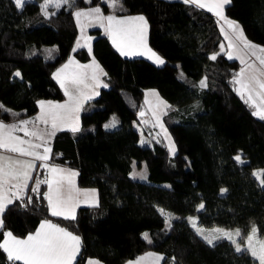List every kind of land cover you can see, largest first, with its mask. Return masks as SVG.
Masks as SVG:
<instances>
[{
  "label": "trees",
  "instance_id": "16d2710c",
  "mask_svg": "<svg viewBox=\"0 0 264 264\" xmlns=\"http://www.w3.org/2000/svg\"><path fill=\"white\" fill-rule=\"evenodd\" d=\"M39 1L27 0L18 9L13 0H0L1 121L35 114L39 99L65 98L53 71L76 39L74 12L93 6L108 11L101 0H75L72 7H50L45 15ZM120 2L116 14L144 15L147 44L164 63L121 55L101 28H92L91 54L106 73L101 78L107 87L83 103L78 131H55L47 157L76 169V184L95 187L98 203L78 206L74 219L52 216L46 184L36 191L29 186L1 213L0 240L4 230L23 237L47 219L80 237L73 264L88 258L123 264L147 250L160 252L161 264H256L226 238L208 244L186 219L195 216L203 227L237 228L240 238L252 227L264 234V119L237 93L238 60L225 52L210 59L222 41L216 17L183 0ZM224 14L239 23L250 42L264 47V0H229ZM73 54L81 61L91 56L84 47ZM202 77L206 87H200ZM147 88L170 104L162 121L175 144L172 154L162 142L142 144L132 125L139 123ZM112 115L117 127L106 129ZM132 160L144 161L146 180L130 176ZM255 169H261L260 179ZM161 208L178 216L168 228ZM144 230L150 241L142 237ZM0 264L22 263L0 249Z\"/></svg>",
  "mask_w": 264,
  "mask_h": 264
},
{
  "label": "snow or ice",
  "instance_id": "6c2138e0",
  "mask_svg": "<svg viewBox=\"0 0 264 264\" xmlns=\"http://www.w3.org/2000/svg\"><path fill=\"white\" fill-rule=\"evenodd\" d=\"M16 7L21 9L26 3L27 0H13ZM185 3L197 4L200 7L204 5L200 3V0H184ZM118 3V0H112V7L115 8ZM217 6L222 4H228L229 0H216ZM75 4V0H44V3L41 4V10L45 15H48L47 8L51 5L56 9L61 8L62 6L72 7ZM90 13H95L99 15L101 13V9L99 7L93 8L90 10ZM55 15L56 13H51ZM84 10L74 12V16L79 18L82 15H88ZM219 14V13H217ZM106 19L108 23V28L106 31L108 32L110 38L113 40V43L117 46L118 50L121 51V55H128V52L124 51L125 47L129 48H146L145 43V32L147 21L143 16L137 17H124L121 19H117L116 17L109 15L107 17H103ZM116 20L117 26L113 27L112 22ZM124 20L128 21H139L140 23L135 25L123 26ZM230 27L233 28L234 33L238 29V25L235 21H228ZM236 40H243L244 47L247 49H256L259 46L252 44L250 41H247L243 38L242 32L238 35H235ZM151 51L150 49H147ZM51 53V50H46ZM260 51L264 52V48L260 49ZM134 55H142L143 52L135 51ZM217 54H213L210 59L215 60ZM152 56L156 57V60L159 63H164V61L156 55V53H152ZM233 57L229 55V59ZM243 63V61H241ZM260 63L264 65V56L260 57ZM64 67H67L65 65ZM87 67H92L93 71L91 74V79L96 81V86H101L102 82L99 80L98 73L106 75L103 73V70L100 66L93 61L92 65H87ZM62 69H58L57 73H59ZM245 69H241L240 73L235 74L234 80L236 84L240 85L238 91L243 96L245 92L248 93L249 100L252 99V92L259 88L260 90H264V79L259 78L255 73H252L248 76L247 80L243 79V73ZM16 77H20L21 73L17 71L14 74ZM54 78L56 77V73L53 74ZM264 75V74H262ZM88 78L86 73H75L68 77L69 83L72 85L79 86L84 84V81ZM207 77L200 81V87H206ZM61 87H63V83H61ZM103 87H107L106 84H103ZM65 95L69 97L68 102L64 104L54 103L52 101H39L38 103L42 108V115L37 117L42 123L45 125L51 124V128L53 131L49 133V135H54L55 130H57L60 125L67 124L73 120L77 113L81 111L84 100H90L92 97H84L81 92L79 95H73L65 90ZM98 95V93H97ZM47 103L48 107L44 108L43 106ZM2 107V106H0ZM18 115V114H13ZM253 115H259L260 119H264V110L258 109L253 112ZM21 124L30 123L27 120H21ZM118 120L115 116L112 117L110 123L105 124L104 127L106 129L117 127ZM16 128V125L6 126L0 121V149H8L11 152H18L23 156H33L36 159H47L48 148H44V156H41L39 152L35 151L41 147L40 144H32L28 142V148L16 147L12 146L16 141H19L21 144L25 143L23 140H20L19 137L12 135V130ZM7 129V130H6ZM79 129L76 127H72L71 131L76 132ZM32 136H36L37 138H42L40 134L37 132H32ZM4 157H0V161H2ZM234 159L243 163L241 156L237 155ZM15 166H19L20 168H31L33 165L27 161L16 160L14 162ZM13 165H9L7 171L5 170V166L0 163V213L4 211L5 203H4V181L5 177H13L16 178L18 175L17 167ZM23 175L27 177V173L24 172ZM74 175V173H72ZM255 176L256 173H253ZM67 186V191L65 188ZM39 185L33 188V191L38 189ZM51 189V185H49ZM225 189H222L221 192H225ZM45 198L49 200V204L52 208L51 215L52 216H60L62 213H67L64 215L65 219H74L75 217L72 215V196H71V177L70 176H62L57 179L56 187L53 190V194L51 196L48 193L44 194ZM31 197H29V201ZM11 202V201H9ZM204 205L201 204L200 208H203ZM163 213V210H161ZM174 218V217H172ZM192 218L190 217L189 220ZM167 223V222H166ZM3 226V220L0 219V227ZM195 226V225H194ZM202 230L198 229V232ZM216 232L220 233V236H216L213 238H209L208 236H204V239L208 244L213 245L214 239L227 238L231 239V234L222 229H216ZM256 228L253 227L251 233L247 236L248 247L242 248L240 244L243 242V239L239 242L232 241L236 244V251L238 253L248 252L250 251L251 255L259 261V264H264V241H261L259 244V248L252 247V241L254 239ZM236 235L240 236V230H236ZM6 237H10L11 241L5 240L4 243H0V249H3L4 252L7 253V257L9 260L14 261H23V264H71L73 259L76 257L80 239L77 236H74L71 232H68L66 229L61 228L59 225L52 223L50 220L42 221L40 228L37 229L35 233H29L26 238H18L15 237L11 232L5 233ZM145 238H148V234H145ZM214 246V245H213ZM99 264V262H97Z\"/></svg>",
  "mask_w": 264,
  "mask_h": 264
},
{
  "label": "crops",
  "instance_id": "0c3cea01",
  "mask_svg": "<svg viewBox=\"0 0 264 264\" xmlns=\"http://www.w3.org/2000/svg\"><path fill=\"white\" fill-rule=\"evenodd\" d=\"M200 3L204 5L202 8L209 11L210 13H212L216 17L217 23L219 26V30H220L221 35H222V41L225 38V33H228L229 38L232 40V42L236 43L237 41L235 39V36L230 35L233 28L230 27L228 24V21H234V20L227 17L224 14V6L226 4H222V5L217 6L216 0H200ZM195 5H197V4H195ZM85 9H83V10H85ZM217 13H219V14H217ZM123 16L129 17L130 15H123ZM75 20H76V18H75ZM222 23H223V25H222ZM76 24H77V21H76ZM77 28H78V33H77L75 41L77 40V38H79L78 24H77ZM101 31L112 42V40H111L110 36L107 34V32H104V30L102 28H101ZM237 32H239V31H237ZM244 39L249 41L246 37ZM90 43H91V41H89V45L91 47ZM79 48H81V47H79ZM220 52H226V46H223L221 43L219 45L218 51L210 54V56H212L213 54L220 53ZM68 57L61 65L57 66L55 68V70L53 71V74L54 73L57 74L55 77V80L57 81V83L60 86H61V83H63L62 89L64 90V93H65V90L67 89V91L72 93L74 96L79 95L82 92L84 97H88L90 95H93L95 92H98L99 89L103 87V84H105L101 78L102 74L98 73L99 80L102 82V84H101V86H96V81L91 79V74L93 71L92 67H87V68L85 67L87 65H92L93 61H95L97 63V61L94 59V57L91 55L85 61L78 60L74 56V54H73L74 59H68ZM65 65H67V67H64ZM58 69H62V70L59 73H57ZM181 70H182V73H186L184 66L181 67ZM75 73H86L87 74L88 78L84 81V84L76 86V85H72L71 83H69L68 77L71 76L72 74H75ZM53 77H54V75H53ZM238 87H239V84H236L237 93L239 94V96L241 98H243L244 96H242L239 93ZM104 88H106V87H104ZM255 96L256 97L252 98V100L254 102V103H252V105L254 106V111H257L258 109L263 110V106H262L263 102H261V96H259V95L258 96L255 95ZM254 99H256V103H255ZM68 100H69V97L67 95H65V98L62 100L39 99L38 102L39 101H45V102L52 101L54 103L64 104V103L68 102ZM85 101H87V99L84 100L83 103ZM38 102H37L38 110L35 114L27 116L25 118L18 119V120L2 121V122L6 126L16 125V128L14 130H12V135L19 137L20 140H23L25 142V143L21 144L19 141H16L14 144H11L10 147L16 146V147L28 148V142H31L32 144H40L41 147L34 149V150L39 152L41 156H44L45 155L44 148L46 147V148L50 149L53 135H49V133H51L53 131V129L51 128L50 123L45 125L39 119H37V117L42 115V108ZM43 107L47 108L48 107L47 103ZM79 113H77L76 116L73 118V120L70 121L69 123L60 125V127L57 130L65 129V128L71 130L72 127L78 128L76 125V117H79ZM21 120H27L30 123H28L26 125L21 124L20 123ZM71 125H73V126H71ZM32 132H37L38 134H40L42 136V138H37L36 136H32L31 135ZM46 155L48 157V152ZM0 157H4V159L2 161H0V163H2L5 166L6 171L9 167V165L15 166L14 162L16 160L27 161L33 165L31 168H20L19 166H15V167H17V171H18L17 177L16 178H13L11 176L5 177L4 192H3L5 205L8 204L9 201H12L15 198H19V197L23 196L29 186L31 189L35 188V184H36L35 177L37 175H39V177H38L39 179H40V177L45 179V182H44L46 184L45 193H48L49 196H51L53 194V190L56 187V181L58 178H60L62 176H70L71 177V196H72V215L73 216H74L76 208L78 206L87 205V204H83L84 203L83 201L90 191H86L87 187H80L76 184V177H77V170L76 169L71 168V167H67L64 165L50 163L47 161V159H36L33 156H23L18 152L8 151V149H6V148L0 149ZM38 168L40 170H42V174H37ZM24 172L27 173V177H25L23 175ZM72 173H74V175H72ZM49 179H52L54 181V183L49 182ZM49 185H51V189H50ZM65 191H67V186L65 188ZM46 200H47V205H48L49 210L52 211V208L49 204V200L48 199H46ZM64 215H67V213H62V215H60V216L64 217ZM0 219H1V213H0ZM44 220H47V219L41 220L38 223L36 229L30 233H35L37 231V229L40 228V225H41L42 221H44ZM52 223H54V222H52ZM54 224H56V223H54ZM61 228H63V227H61ZM252 228L250 229V231L248 232V234L246 236H248L251 233ZM226 230H232V229H226ZM6 232H11V231L4 230L3 236L0 240V243H4L5 240H8L9 242L11 241L10 237L5 236ZM68 232H70V231H68ZM28 234H26L23 237H19V236H15V235L14 236L23 239V238H26ZM73 235L77 236L76 234H73ZM77 237H79V236H77ZM79 239H80V237H79ZM228 240L232 241L231 239H228ZM244 240H245V243L243 244V246H241L242 248L248 247L247 237H245ZM261 241H264V234L258 235V233L256 232L254 239L252 241V247L259 248V244ZM79 248H80V243H79V247H78L76 257L78 255ZM248 252L250 253V251H248ZM4 253L7 257V253L6 252H4ZM76 257L73 259L71 264H73ZM161 260H162V254L160 252H157L154 250H147V251L139 254L135 258L127 260L123 264H161ZM12 261H14V260H12ZM256 261H257L256 264H259V261L258 260H256ZM18 262L23 264L22 260L18 261ZM97 262H99V264H102L97 259L88 258L85 261V264H97Z\"/></svg>",
  "mask_w": 264,
  "mask_h": 264
},
{
  "label": "rangeland",
  "instance_id": "374dc122",
  "mask_svg": "<svg viewBox=\"0 0 264 264\" xmlns=\"http://www.w3.org/2000/svg\"><path fill=\"white\" fill-rule=\"evenodd\" d=\"M101 1L105 4H107L108 11H104L101 6H93V7H88L84 10L86 13H89L88 15H82L79 18L75 17L77 24H78V27H79V38H77V40L73 43V46L71 48V53L69 54L68 59H74L73 58V52H74V50H76L79 47H85L89 51V53L91 54V47L89 45V41L92 42L93 35L90 32V30L92 28L99 27V28H102L104 30V32H107L106 29L108 28L109 22L106 19H103V17H107L109 15H112V16L116 17L117 19L124 18L123 15H118L115 13L116 8L121 3L120 0H118V3H117L115 8H113L111 6L112 0H101ZM43 3H44V0L39 1L40 7H41V4H43ZM50 7L53 10H56L55 7L50 5L47 8V13H49V11H50L49 9H51ZM97 7H99L101 9V13L99 15H97L95 13H90L91 9L97 8ZM77 11H80V10H77ZM137 16H143L144 17V15L142 13L131 14L129 17H137ZM138 23H140V22L139 21L124 20L123 26L135 25ZM236 24L238 25V29L236 30V33H234V31L232 30L230 35L235 36V35H238L240 32H242L243 38H245L246 36L243 34V31H242L239 23L236 22ZM112 25H113V27L117 26L116 20H113ZM222 25H223V23H222ZM146 28H147V25H146ZM237 31H239V32H237ZM146 33H147V29L145 32V37H146ZM107 34H108V32H107ZM236 41H237L236 43L232 42V40L229 38L228 33H225V38L221 42V44L223 46H226L225 54L228 57H229V55H231L233 58L238 60L239 65H240L238 73L241 72V69H245V71L243 73V79H245V81L247 80L248 76L252 73H255L259 78L264 79V75H262V74H264V65H262L260 63V57L264 56V52L260 51V49H262L264 47L259 46L255 43L251 42L252 44L257 45L259 47L256 49H247L244 47L243 40H236ZM145 43H146V48L136 49L134 47L133 48L125 47L123 50L128 52V55H125V56H132V57L140 56V57L147 58L148 60H150L156 64H160L159 61L156 60L155 56H152V53L153 52L156 53V55L159 56L162 60H163V58L159 54H157V52H155L147 44L146 39H145ZM112 44H113V46H115L117 48V46L113 43V40H112ZM51 47L55 48V45H53ZM147 49H150L151 51H148ZM137 50L143 52V54L142 55H134L133 53ZM241 61H243V63H241ZM17 71L18 70H15L14 74ZM202 79H204V78L202 77L199 80V84H200V81ZM239 88H240V85H239L238 89ZM97 93L98 92H95L93 95H90V96L92 98H94L95 96H97ZM239 93H240V91H239ZM251 95H252V98L256 97L255 95L261 96V102H263L262 106H263V110H264V96H263L264 90H260L259 88H256L252 92ZM243 96H244L243 99L245 101H247L251 104L254 103L252 99L249 100V96H248L247 92H245ZM143 101H144V106L139 113V123H137L136 121H133V123H132V125L137 127L138 130L140 131V134H141L140 135V142L142 144H146L152 140L159 141V142H162L163 144H165V146L167 147L168 151L171 154L174 153L175 152L174 141H173L170 133L168 132L167 128L165 127V125L162 121V115L164 113H166L167 110L169 109V106H170L169 102H167L164 98H162L159 95V93L157 92V90L154 88H147L144 90ZM254 101L256 103V99H254ZM113 116H115V115H112L109 118V120L107 122H105V124L110 123ZM76 125L79 128V117H76ZM71 126H73V125H71ZM38 170H37V172H38L37 174H42V170H40L39 168H38ZM254 172L256 173V177H259V179H260L261 169H255ZM130 176L135 178V179H138V180H146L147 179V169H146V165H145L144 161H142L140 164H138L136 160H132ZM38 177H39V175H37L35 177V181H36L35 187L37 185H39L40 183L45 182V179H43L41 177L39 179ZM49 182L54 183V181L52 179H49ZM86 191H90V192L88 193V195L84 199L83 204L96 205L98 203L97 189L95 187H87ZM160 210H163L162 214L165 217V227L168 228L171 225L172 221L174 219L178 218V216L176 214L169 213L168 211H166L162 208ZM172 217H174V218H172ZM190 217L192 218L191 220H189ZM186 219H187L189 224H191L193 226L195 225L194 227L197 230L198 229L202 230L201 232H199V234L203 238H204V236H208L209 238L220 236L221 234L216 232L215 230L216 229H222V230H225L231 234V240L232 241L239 242L243 239V242L240 244V246H243V244L245 243L244 239L247 236L242 237V238H240V236H237L236 235L237 228L232 229V230H226V228L220 227V226L203 227V226L198 225L197 218L195 216H187ZM146 233L148 234L147 239L145 238ZM141 235L145 240L150 241L149 233L147 230H144ZM215 240L216 239H214L213 241H215Z\"/></svg>",
  "mask_w": 264,
  "mask_h": 264
}]
</instances>
